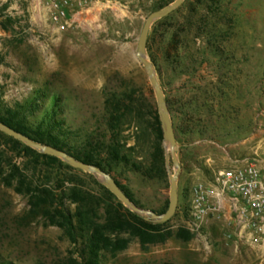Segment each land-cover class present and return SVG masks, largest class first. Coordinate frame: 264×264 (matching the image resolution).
Returning a JSON list of instances; mask_svg holds the SVG:
<instances>
[{"label": "rangeland", "instance_id": "1", "mask_svg": "<svg viewBox=\"0 0 264 264\" xmlns=\"http://www.w3.org/2000/svg\"><path fill=\"white\" fill-rule=\"evenodd\" d=\"M34 1L0 0L1 115L30 102L39 104L35 116L41 118L52 96H57V117L74 141L92 133L110 138L107 110L114 96L128 95L133 111L123 118L117 142L127 161L112 163L105 151L104 165L111 167L110 175L138 206L166 212L170 184L165 152V177L149 179L134 167L150 166L154 144L150 111L152 105L157 108L136 55L146 18L175 0H121L118 5L95 7L77 15L65 31L51 23L45 0L37 1L38 10ZM147 55L165 93L181 165L177 211L163 230L175 232L182 225L193 239L184 242L173 236L164 243L142 244L127 232H113L112 243L127 240L126 248L102 249L93 259L85 238L78 235L73 240L68 228L52 226L33 207L26 189L48 197L53 215L62 210L76 215L80 207L99 224L106 222L107 210L120 208L122 202L98 177L62 160L48 165L28 153L23 142L17 145L0 131V261L264 264V247L240 242L223 219L208 220L198 233L183 216L191 207L196 183L212 180L219 171L256 163L254 158L264 163V0H185L154 23ZM72 190L80 191L84 202L73 203ZM74 223L78 225L75 218Z\"/></svg>", "mask_w": 264, "mask_h": 264}, {"label": "trees", "instance_id": "2", "mask_svg": "<svg viewBox=\"0 0 264 264\" xmlns=\"http://www.w3.org/2000/svg\"><path fill=\"white\" fill-rule=\"evenodd\" d=\"M207 9L209 10V7H207ZM126 96L128 95H125L124 93L119 96H114L111 109L107 110L105 121L108 130H111L112 132L110 138H107L105 134L100 135L98 133H92L85 140L74 141L72 139V133L65 128L64 121L57 117L59 115V98L57 96H52L50 107H47L43 110L41 118L35 116V110L38 108L39 104L36 103L35 105H32L29 102L26 103V105H19L14 110H7L3 115L0 113V120L36 142L51 145L55 148L64 150L68 154L74 156L76 159L85 163L96 165L103 171L110 174L111 167L108 169L104 165L105 160L102 157L103 152L106 151L109 160L112 163L119 164L121 162L127 161V157L122 154V151L117 144L118 136L120 134L119 126L122 124L123 118L127 112L133 111L132 106H134L133 100H130L131 105H128ZM136 109L138 112L141 111L139 107H136ZM150 114L152 117L151 129L153 130L154 134L151 163L150 166L144 170L135 164L134 167L138 171L142 172L144 177L154 179L158 177H165L166 170L164 162V149L162 145L163 133L158 110L155 105H152ZM10 140H12L17 145H22L21 142L13 138H10ZM106 141H109L110 144L106 145ZM24 148L28 153L34 154L36 158L40 157L46 160L48 165L61 163L60 159L56 157L37 153L30 147L25 146ZM66 166L71 168L68 165ZM20 185L23 187L24 182H21ZM7 186H12L11 181L7 182ZM119 186L134 202L130 194L120 184ZM17 191L20 193H25L20 188H18ZM107 192L112 195L110 191L107 190ZM26 193L31 195V204L33 207L40 210L39 214L47 218L52 226L54 225L60 228H68L73 240H76L78 235L82 236L83 239L85 238L87 247L90 249V254L94 257L93 259L98 256V252L102 249L112 248V246L116 250H122L126 248L127 240L119 242L117 245L112 243L109 234L113 232H127L130 234V236L139 238L142 244L164 243L173 236L184 242H189L194 237V234H192L182 225L175 232L171 230L164 231L163 229L171 222L172 219L165 223H154L152 221H147L140 215L125 209L122 203H119L120 208L118 209L107 210L106 222L104 224H99L95 223L94 220L89 217L87 211L80 210V207H77L76 215H70L65 210L53 215V211L48 206L46 201V199L48 200V197L38 195L35 191H32L29 188L26 189ZM80 193V191L76 190L71 191L72 196H75L73 203L80 204L81 202H84L85 199L83 197H79V195H81ZM120 209H124L125 211L121 212ZM183 216L185 219H188L189 210L186 211ZM74 218L77 220V226L74 223ZM85 230L88 232H85ZM0 264L9 263L0 261Z\"/></svg>", "mask_w": 264, "mask_h": 264}, {"label": "built area", "instance_id": "3", "mask_svg": "<svg viewBox=\"0 0 264 264\" xmlns=\"http://www.w3.org/2000/svg\"><path fill=\"white\" fill-rule=\"evenodd\" d=\"M49 19L59 30L71 27L77 15L95 7L118 5L121 0H45ZM212 218L223 219L233 227L240 242L264 247V167L256 163L219 171L212 180L192 188L189 224L202 232Z\"/></svg>", "mask_w": 264, "mask_h": 264}, {"label": "water", "instance_id": "4", "mask_svg": "<svg viewBox=\"0 0 264 264\" xmlns=\"http://www.w3.org/2000/svg\"><path fill=\"white\" fill-rule=\"evenodd\" d=\"M185 0H175L171 4L152 12L145 20L137 47V59L145 68L153 91L155 93L159 120L163 133V149L165 152L166 167L169 176V205L163 214H158L152 210H147L137 206L123 191L116 180L100 167L85 163L68 154L66 151L55 148L51 145L42 144L34 141L30 137L16 131L0 120V131L14 139L23 142L31 149L40 154L56 157L66 164L92 174L98 177L99 181L108 189L118 200L124 204L131 212L144 216L145 220L154 223H165L171 220L177 211L179 202L178 180L181 173V165L176 151V136L173 128V122L169 110V106L165 97V93L160 85L154 64L147 55L148 38L152 26L158 20L168 17L177 10ZM170 160L172 161L173 170L170 168Z\"/></svg>", "mask_w": 264, "mask_h": 264}, {"label": "crops", "instance_id": "5", "mask_svg": "<svg viewBox=\"0 0 264 264\" xmlns=\"http://www.w3.org/2000/svg\"><path fill=\"white\" fill-rule=\"evenodd\" d=\"M37 1L40 2V0H35V1L33 2L34 4H36V6H34V8H35L36 10H38V6H39V8H40V3H37ZM254 161H256V164H257V165H259V166H261V167H264V163L261 162L262 160H259V159L254 158Z\"/></svg>", "mask_w": 264, "mask_h": 264}]
</instances>
